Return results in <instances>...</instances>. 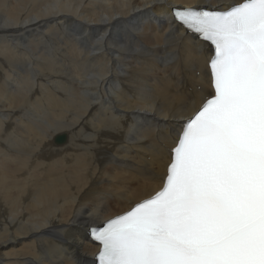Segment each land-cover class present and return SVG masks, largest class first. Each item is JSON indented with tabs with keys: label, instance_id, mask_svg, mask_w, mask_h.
I'll list each match as a JSON object with an SVG mask.
<instances>
[{
	"label": "bare ground",
	"instance_id": "1",
	"mask_svg": "<svg viewBox=\"0 0 264 264\" xmlns=\"http://www.w3.org/2000/svg\"><path fill=\"white\" fill-rule=\"evenodd\" d=\"M231 2L0 0V264H94L85 226L158 190L209 89L164 5Z\"/></svg>",
	"mask_w": 264,
	"mask_h": 264
},
{
	"label": "snow or ice",
	"instance_id": "2",
	"mask_svg": "<svg viewBox=\"0 0 264 264\" xmlns=\"http://www.w3.org/2000/svg\"><path fill=\"white\" fill-rule=\"evenodd\" d=\"M164 7L174 34L211 46L209 89L168 146L158 190L85 226L95 264H264V0Z\"/></svg>",
	"mask_w": 264,
	"mask_h": 264
},
{
	"label": "water",
	"instance_id": "3",
	"mask_svg": "<svg viewBox=\"0 0 264 264\" xmlns=\"http://www.w3.org/2000/svg\"><path fill=\"white\" fill-rule=\"evenodd\" d=\"M64 141H65V136H63V135H58V136L56 137V142H57V143L61 144V143H64Z\"/></svg>",
	"mask_w": 264,
	"mask_h": 264
},
{
	"label": "rangeland",
	"instance_id": "4",
	"mask_svg": "<svg viewBox=\"0 0 264 264\" xmlns=\"http://www.w3.org/2000/svg\"><path fill=\"white\" fill-rule=\"evenodd\" d=\"M75 29H76V28H74V29H73V31H74ZM53 41H54V43L56 44V42H55L54 38H53Z\"/></svg>",
	"mask_w": 264,
	"mask_h": 264
}]
</instances>
